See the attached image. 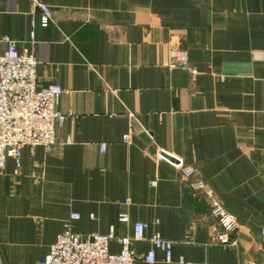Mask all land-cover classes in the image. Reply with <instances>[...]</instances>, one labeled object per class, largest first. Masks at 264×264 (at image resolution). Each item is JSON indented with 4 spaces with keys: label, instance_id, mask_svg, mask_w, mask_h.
Segmentation results:
<instances>
[{
    "label": "crops",
    "instance_id": "obj_1",
    "mask_svg": "<svg viewBox=\"0 0 264 264\" xmlns=\"http://www.w3.org/2000/svg\"><path fill=\"white\" fill-rule=\"evenodd\" d=\"M41 1L46 27L32 0H0V38L32 50L66 117L50 153L25 147L19 174L11 159L0 172V264H40L67 222L125 236L134 221L148 223L136 264H264V0ZM157 148L194 166L213 197ZM212 198L236 218L229 247L214 241ZM155 232L172 262L161 250L143 260Z\"/></svg>",
    "mask_w": 264,
    "mask_h": 264
},
{
    "label": "built area",
    "instance_id": "obj_2",
    "mask_svg": "<svg viewBox=\"0 0 264 264\" xmlns=\"http://www.w3.org/2000/svg\"><path fill=\"white\" fill-rule=\"evenodd\" d=\"M36 12L39 14L40 26L49 25L53 17L50 7L41 0H32L30 15ZM34 27L35 23L31 21L29 42L35 38ZM0 41L5 44V48L0 51V172L4 171L7 159H11L14 164L12 174L17 176L21 167L22 149L41 147L45 153H50L56 144V128L63 124L66 114L57 107L62 93L60 85L39 86L36 76L38 61L32 50H18L16 42L8 35L2 36ZM184 58L181 57L182 60ZM123 138L127 141L129 135ZM100 150L104 151L105 145H101ZM156 156L176 166L183 179L189 181L192 190L213 197L212 191L198 176L194 166L185 165L181 158L160 148H157ZM210 213L218 224L213 233L214 241L222 247H229L233 242L231 233L236 225L235 216L213 198ZM79 217L77 212L69 215L70 219ZM118 220L127 223L129 216L123 212ZM147 226V222L134 221L131 235L118 236L112 226L106 233L81 234L75 232L71 223L67 222L40 264H136L138 258L132 243L144 238ZM261 237L264 244V228ZM112 240L119 245V251L110 250ZM150 241L152 246L143 255L145 262L154 263L157 250L164 253L166 263L172 262L171 240L155 232ZM177 262L191 264L182 256L178 257Z\"/></svg>",
    "mask_w": 264,
    "mask_h": 264
},
{
    "label": "rangeland",
    "instance_id": "obj_3",
    "mask_svg": "<svg viewBox=\"0 0 264 264\" xmlns=\"http://www.w3.org/2000/svg\"><path fill=\"white\" fill-rule=\"evenodd\" d=\"M172 55H177V53L176 52H172ZM178 56H182V57H185V55H184V53H181L180 55H178ZM175 62H173V64H174ZM206 195V194H205ZM208 196V195H207ZM208 197H210V196H208ZM220 204V203H219ZM221 205V204H220ZM222 206V205H221ZM223 207V206H222ZM224 208V207H223ZM225 209V208H224Z\"/></svg>",
    "mask_w": 264,
    "mask_h": 264
}]
</instances>
